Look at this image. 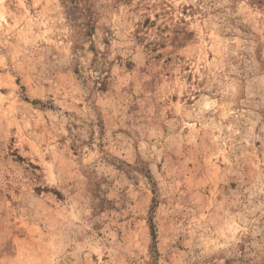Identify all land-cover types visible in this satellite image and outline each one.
<instances>
[{
  "label": "rangeland",
  "instance_id": "374dc122",
  "mask_svg": "<svg viewBox=\"0 0 264 264\" xmlns=\"http://www.w3.org/2000/svg\"><path fill=\"white\" fill-rule=\"evenodd\" d=\"M0 264H264V0H0Z\"/></svg>",
  "mask_w": 264,
  "mask_h": 264
}]
</instances>
